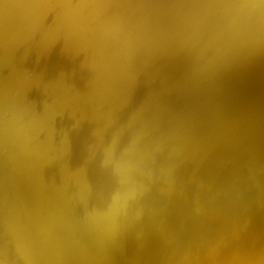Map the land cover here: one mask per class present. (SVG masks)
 Listing matches in <instances>:
<instances>
[{"label": "bare ground", "instance_id": "1", "mask_svg": "<svg viewBox=\"0 0 264 264\" xmlns=\"http://www.w3.org/2000/svg\"><path fill=\"white\" fill-rule=\"evenodd\" d=\"M0 264H264V0H0Z\"/></svg>", "mask_w": 264, "mask_h": 264}]
</instances>
